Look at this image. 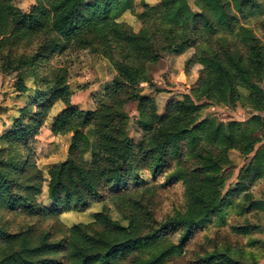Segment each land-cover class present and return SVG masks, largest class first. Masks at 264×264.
<instances>
[{
  "label": "trees",
  "instance_id": "obj_1",
  "mask_svg": "<svg viewBox=\"0 0 264 264\" xmlns=\"http://www.w3.org/2000/svg\"><path fill=\"white\" fill-rule=\"evenodd\" d=\"M135 1L35 0L24 12L0 0V73L17 74L18 96L29 93L27 78L40 85L0 135V264H169L198 236L192 264H257L246 247L254 248L250 237L264 215V201L251 192L264 182V133L257 134L264 129V0H140L141 13ZM124 11L141 23L137 32L117 21ZM67 50L98 54L115 72L92 110L73 109L66 71L44 66ZM161 51H190L184 73H195L189 94L164 115L139 93ZM241 92L256 115L202 118L209 105L234 107ZM57 102L64 108L49 129L72 138L66 160L44 178L29 145ZM128 102L137 103V143L126 130ZM232 151L248 162L230 187L224 173ZM43 183L49 206L37 202ZM177 185L181 206L159 213ZM108 198L126 225L106 209L89 223L64 228L58 221ZM48 219L51 230L36 225ZM222 229L247 244H232Z\"/></svg>",
  "mask_w": 264,
  "mask_h": 264
},
{
  "label": "rangeland",
  "instance_id": "obj_2",
  "mask_svg": "<svg viewBox=\"0 0 264 264\" xmlns=\"http://www.w3.org/2000/svg\"><path fill=\"white\" fill-rule=\"evenodd\" d=\"M145 4L155 6L159 0H142ZM91 2V0H87ZM13 5L24 12H27L31 6L35 4V0H12ZM193 5V0H189ZM134 13H141L142 7L140 0H136L134 5ZM194 9V8H193ZM195 10V9H194ZM130 11H124L118 18L119 23L132 28L137 32L141 28V23L135 17V14ZM251 21V18L247 21ZM240 23H244L241 18ZM250 25L255 26V22H250ZM256 34L261 37V33L256 30ZM188 51L182 55H173L165 51H161V59L152 65L147 66V83L140 85V95L151 99L157 107L159 115H164L167 107L171 104L181 102L185 94H189L190 87L195 78V73L185 74V61L190 56ZM57 67L66 71V85L67 93L69 95L68 101L73 109L78 111L92 110L95 103L104 90L105 87L111 84L115 76V72L111 65L100 55L93 52L83 51H64L63 53H55L44 66ZM16 73H0V135L9 131L13 125L14 119L19 117L18 110L27 102L28 97H32L36 89L40 85L35 83L32 78H27L25 85L29 88V93L24 96H18L14 92V83L16 81ZM27 96V97H26ZM64 108L63 103L57 102L52 110L49 112L45 123L38 129L35 136L32 138L29 149L34 157L37 169L46 176L47 169L55 164L66 160L68 156V149L72 134L54 135L51 133L50 125L53 118L61 112ZM124 112L127 115V134L133 143L140 140L141 131L137 126L138 110L136 102H128L124 105ZM256 115L248 106L246 100V93L241 92L239 102L234 107L226 106L219 107L209 105L205 107L201 113L202 118H216L218 121L227 123L229 121L244 122ZM263 116V115H261ZM264 133V129L257 131L260 135ZM230 158L233 162L231 169H226L224 175L231 174V178L227 183L232 187L235 183L236 176L239 169L248 162V159L240 156L237 152L232 151ZM253 198L264 201V182L257 181L252 189ZM37 202L44 206H49L47 199L46 184H42L40 194L37 196ZM182 203V188L175 186L169 189L164 195L162 206L158 212H167L172 207H180ZM106 209L108 215L126 225L123 217L120 215L118 208L111 199L104 201L93 202L86 208L85 211L69 210L64 212L59 217L58 221L64 228H68L75 223H89L92 221L94 214L100 213ZM256 214L252 213L250 216L254 217ZM259 229L254 231L251 239L255 241L254 248H247L252 250L256 255L257 264H264V215L260 214ZM230 218V217H229ZM26 220L20 219V223H25ZM32 223H34L32 221ZM41 225L43 229L51 230L55 223L48 219L44 222H37L36 225ZM221 237L228 235V239L232 244L245 246L247 239L236 237L228 234L222 229ZM202 243L201 237H196L187 249L186 253L175 261L169 264H192L194 253L199 251V245Z\"/></svg>",
  "mask_w": 264,
  "mask_h": 264
}]
</instances>
